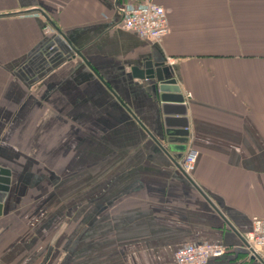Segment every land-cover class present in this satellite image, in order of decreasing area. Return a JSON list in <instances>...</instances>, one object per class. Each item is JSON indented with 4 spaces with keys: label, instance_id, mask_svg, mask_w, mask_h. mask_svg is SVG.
<instances>
[{
    "label": "crops",
    "instance_id": "1",
    "mask_svg": "<svg viewBox=\"0 0 264 264\" xmlns=\"http://www.w3.org/2000/svg\"><path fill=\"white\" fill-rule=\"evenodd\" d=\"M144 1L160 43L119 26ZM146 60L184 94L188 175L139 124L167 146ZM0 168V264H177L200 243L262 264L244 236L264 219V0H0Z\"/></svg>",
    "mask_w": 264,
    "mask_h": 264
},
{
    "label": "built area",
    "instance_id": "2",
    "mask_svg": "<svg viewBox=\"0 0 264 264\" xmlns=\"http://www.w3.org/2000/svg\"><path fill=\"white\" fill-rule=\"evenodd\" d=\"M119 26L160 43L168 32L167 14L162 6L151 1H144L124 9ZM43 34L52 36L56 34V30L51 24L45 23ZM166 60L169 64L173 63L170 57ZM197 158L198 151L187 146L179 160V166L185 174L188 175L194 170ZM244 246L251 257L254 254L260 256L264 253V219L253 217L252 227L244 236ZM225 252L226 248L221 244H189L176 251L175 261L177 264H206L209 258H218Z\"/></svg>",
    "mask_w": 264,
    "mask_h": 264
},
{
    "label": "water",
    "instance_id": "3",
    "mask_svg": "<svg viewBox=\"0 0 264 264\" xmlns=\"http://www.w3.org/2000/svg\"><path fill=\"white\" fill-rule=\"evenodd\" d=\"M86 64L88 63L86 62ZM91 69L93 70V68ZM137 76L144 80L148 93H150L152 98L159 104L167 146L162 145L144 126H142L134 115L133 117L165 154H167L173 162L178 163L186 150L189 138L188 107L185 102L184 94L173 75L171 67L165 64H157L151 60H146L144 61L143 67L138 70ZM100 80L106 85L102 78H100ZM117 99L120 102V99ZM9 184V171L0 168V213L2 211L3 199L9 189ZM252 258L264 264V260L259 255L254 254Z\"/></svg>",
    "mask_w": 264,
    "mask_h": 264
},
{
    "label": "rangeland",
    "instance_id": "4",
    "mask_svg": "<svg viewBox=\"0 0 264 264\" xmlns=\"http://www.w3.org/2000/svg\"><path fill=\"white\" fill-rule=\"evenodd\" d=\"M87 193V192H86ZM73 198V197H72ZM71 210H73V208H71Z\"/></svg>",
    "mask_w": 264,
    "mask_h": 264
}]
</instances>
